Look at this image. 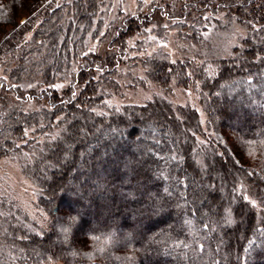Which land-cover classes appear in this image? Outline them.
Masks as SVG:
<instances>
[{"label": "trees", "instance_id": "16d2710c", "mask_svg": "<svg viewBox=\"0 0 264 264\" xmlns=\"http://www.w3.org/2000/svg\"><path fill=\"white\" fill-rule=\"evenodd\" d=\"M106 5L0 0L6 109L0 112V160H19L47 212L43 229L12 227L0 236V264H264V211L239 190L264 200V0H140L134 13L109 24L102 18L110 12ZM23 12L30 17L21 23ZM223 21L248 33L231 57L219 59L207 45ZM170 36L187 44L186 53L201 41L197 54L207 51L209 58L200 63L187 53L173 60L165 51ZM146 46L156 50L140 55ZM60 82L67 87L56 89ZM146 83L167 93L198 87L207 131L196 109L163 96L141 105L109 103ZM241 100L257 106L236 111ZM32 103L35 108H25ZM81 123L100 125L95 145L77 137ZM140 130L152 138L144 140ZM108 134L112 139L105 141ZM72 137L70 166L43 178L41 164L59 161ZM195 156L208 167V179L229 162L227 198L208 180L200 197ZM80 165L84 169L72 172ZM50 196L65 206L64 215ZM229 199L236 201L224 206ZM6 202L0 213L17 219Z\"/></svg>", "mask_w": 264, "mask_h": 264}, {"label": "rangeland", "instance_id": "374dc122", "mask_svg": "<svg viewBox=\"0 0 264 264\" xmlns=\"http://www.w3.org/2000/svg\"><path fill=\"white\" fill-rule=\"evenodd\" d=\"M48 2L52 0H47ZM56 4H60L63 2H75L78 0H55ZM139 1L140 0H106V7L110 11L107 14H103L102 18L106 22V24H109L110 21L113 19H118V18H123V16H126L128 14L134 13L138 6H139ZM144 3H149L150 0H143ZM119 14H122L119 16ZM34 16V15H33ZM29 14L23 12L21 14L20 22L24 23L26 20L29 19ZM213 26H216L213 23ZM213 26L208 27L207 31H205L203 34V38L206 41L210 33L212 32ZM221 29V30H220ZM219 30L216 33H212V38L209 41V45H207L208 49H211L212 51L216 52L215 54H219V59H225L228 57H231L233 54V50L235 47L239 46L243 39L247 36V30L236 24L232 23L230 27L226 25V23L223 21L221 25H219ZM207 35V37H206ZM214 35V36H213ZM199 43V42H198ZM197 43V44H198ZM97 44V43H96ZM95 44V46H96ZM196 44V45H197ZM203 46V43L200 41L198 48H193L187 53L190 55V58H197L199 59L198 62L204 63L206 61L205 59H208V53L205 51L206 56L200 57L201 55L197 54L199 51V47ZM187 47V44L184 42H181V40H176L173 37L170 36V39L168 43L165 45V51L168 52L173 60H181L185 54L187 55L185 48ZM205 47V46H204ZM156 50V47H143L141 52L139 53L140 55H146V54H151L153 51ZM204 53V52H203ZM212 56V54L210 53ZM196 56V57H195ZM214 56V55H213ZM208 65V64H207ZM213 67V64H209L207 67ZM213 71V69H211ZM210 75H212L211 72H209ZM137 75L144 77L143 71L139 68L137 69ZM2 78H4V68L0 63V83ZM122 85L125 86V81H121ZM68 85L67 82H60L55 85V88L58 90H62L66 88ZM137 85V84H136ZM135 89H127L125 88V93L126 95L123 98H115L114 100L112 99L109 103H117V105H122V104H134V105H141L144 104L147 101L152 100L155 96H163L165 98H168L170 101H172L174 104L179 105V106H190L194 109H196L200 113L202 125L204 129L207 131V117L204 113L202 105L199 103V95H198V90L197 88L195 90L191 91H182L181 89H172L170 93L165 92V90L157 87L154 84L146 83L143 87L138 86L137 88L134 87ZM228 91H226V94H231L232 92L230 91V88ZM7 99H12L10 98V95L5 94ZM12 105L15 104V101L10 102ZM109 104V106H110ZM236 111H239L240 108L247 107L248 109H254L257 106V103L254 101H244L241 100L236 104ZM36 105L32 104H27L25 106L26 109H33L35 108ZM5 109V103L0 101V112H4ZM235 114V112H234ZM233 114V115H234ZM79 117V116H78ZM79 132L77 137H86V140L88 143H91L95 145L96 142H91L95 141L93 140V134H98L99 132L102 131L101 127L99 124H95L93 129L92 128H87V126L84 123H81L78 128ZM140 134L143 137L144 140L151 139L152 137L146 130H140ZM167 135L168 138L170 139V144L173 145V147H177L178 145V139L174 137L173 134L168 133ZM214 138V136H212ZM105 141H109L112 138L110 137V134L104 136ZM77 142L76 137L69 138L65 150L63 151L61 158L59 161H57L55 158H49L46 160L43 164H41V167L39 169L41 175L43 178H50V175L52 173L53 175V169H55L57 174H61L64 169L67 168V166H70L71 163V151L73 150V146ZM104 143V142H103ZM143 144L139 148H143ZM202 152V151H201ZM203 152L206 153L204 150ZM66 153V156H65ZM68 153V154H67ZM203 155V154H202ZM196 165L199 167V173L201 177V182L198 183L196 182L195 187L197 188L200 197H204V192L202 187L206 184V180L211 184V190L215 193H217L219 196L223 198H227V187L225 185V181L223 178V174H226V172L231 171V166L229 162L224 165L221 168H217L215 175L211 178H207L209 174V169L206 165H200V161L202 160L201 157L195 156L194 157ZM224 161V160H223ZM208 165H210V161L207 159ZM76 167V166H75ZM52 168V169H51ZM80 169H84L81 165L77 166L75 170L73 169L72 172L79 173ZM51 172V173H50ZM243 179H239V182ZM75 183L78 181L76 178H74ZM238 184H242L241 182ZM82 184V183H81ZM36 183L34 180L32 181L31 179H28L24 173H22L21 167L19 165V160L14 158H3L0 160V202H6L5 200L7 199L6 204L10 205L12 207V210H15L16 213L18 214L17 219L10 220L9 219V214L10 212L5 211L4 213H0V236H4V234L9 233L10 229L12 227H17L15 232H18L20 230L21 226H24L25 230L31 232V230L38 229L41 230L44 227L45 221H47V212L46 210L44 211L42 207L39 205L37 202V193H38V188L35 186ZM214 185V186H213ZM243 185V184H242ZM245 185V183H244ZM245 187V186H244ZM239 190L242 192L243 196H247L248 200H251L255 203L256 208L258 209L259 212L262 210L264 211V200H254L252 196L254 197V194H248L244 188ZM6 198V199H5ZM50 198H53V196ZM256 198V197H255ZM247 200V201H248ZM235 199H229L227 200L228 203H224L225 205H231L235 203ZM258 202V203H257ZM5 205V204H4ZM52 207H56L58 209V214L59 215H64L66 213V208L63 206L57 199L53 198L52 199ZM7 205H5V209L8 210ZM74 213V212H73ZM6 220L4 221V216ZM227 216V214H226ZM262 216V214H261ZM263 217V216H262ZM27 222V225L23 224L22 225V219ZM238 222H241V217L236 218ZM7 221V222H6ZM225 224V223H224ZM37 230V231H38ZM22 235H24L23 232H21Z\"/></svg>", "mask_w": 264, "mask_h": 264}, {"label": "snow or ice", "instance_id": "6c2138e0", "mask_svg": "<svg viewBox=\"0 0 264 264\" xmlns=\"http://www.w3.org/2000/svg\"><path fill=\"white\" fill-rule=\"evenodd\" d=\"M73 95H75V93H73ZM249 175H252L251 173H249ZM244 200H248V197L247 196H244L243 197ZM248 203L252 205V207H256L255 203L251 200H248ZM68 219H73V217L71 215H69ZM227 220H228V223L231 224L232 221H231V218H230V215L229 217H227Z\"/></svg>", "mask_w": 264, "mask_h": 264}]
</instances>
